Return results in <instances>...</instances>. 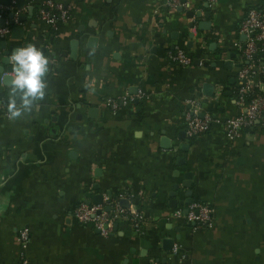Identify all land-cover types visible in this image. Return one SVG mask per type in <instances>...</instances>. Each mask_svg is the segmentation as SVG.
<instances>
[{
  "label": "crops",
  "instance_id": "1",
  "mask_svg": "<svg viewBox=\"0 0 264 264\" xmlns=\"http://www.w3.org/2000/svg\"><path fill=\"white\" fill-rule=\"evenodd\" d=\"M5 1L0 66L34 45L49 73L39 109L15 120L0 84V264H21L22 228L29 264H264V130L231 139L223 126L239 112V26L264 0H54L70 8L56 26L38 14L45 0ZM179 49L191 65L170 60ZM196 104L215 121L188 138ZM186 181L215 208L210 227L173 215ZM99 196L140 211L141 227L121 219L103 236L80 223L74 208Z\"/></svg>",
  "mask_w": 264,
  "mask_h": 264
},
{
  "label": "built area",
  "instance_id": "2",
  "mask_svg": "<svg viewBox=\"0 0 264 264\" xmlns=\"http://www.w3.org/2000/svg\"><path fill=\"white\" fill-rule=\"evenodd\" d=\"M212 3L214 0H208ZM15 2V0H14ZM183 5L181 0H169L171 8ZM9 7L0 3V17L7 13ZM11 8V7H10ZM41 19L56 26L60 21L70 19V8L54 0H45L38 9ZM239 32L245 39L238 42V55L242 62L237 67L236 84L233 90V101L239 112L224 120L223 126L229 138L234 139L244 131L264 130V3L249 8L245 18L239 26ZM174 63L182 66L191 65L192 57L183 49L169 54ZM125 102H132L134 98H125ZM107 104L116 111L119 103L108 99ZM196 104L192 114L185 117V133L188 138H195L209 132L215 119L206 114L201 117L197 114ZM1 111V106H0ZM74 217L82 224L97 229L103 236L114 231L115 224L126 219L135 228L139 229L143 223V215L138 210L122 207L118 200L106 196L102 203L81 202L73 210ZM215 208L208 202L193 200L185 208H177L173 212L175 217L183 219L195 227H210L213 223ZM18 241L22 249L21 264H29L24 251L30 241L29 230L22 228L18 233ZM152 264H167L155 260Z\"/></svg>",
  "mask_w": 264,
  "mask_h": 264
},
{
  "label": "clouds",
  "instance_id": "3",
  "mask_svg": "<svg viewBox=\"0 0 264 264\" xmlns=\"http://www.w3.org/2000/svg\"><path fill=\"white\" fill-rule=\"evenodd\" d=\"M9 60L12 72L0 74V84L11 80L7 113L10 120H15L26 113L30 114L34 107L39 109L37 102L46 95L49 60L34 45L15 49Z\"/></svg>",
  "mask_w": 264,
  "mask_h": 264
},
{
  "label": "water",
  "instance_id": "4",
  "mask_svg": "<svg viewBox=\"0 0 264 264\" xmlns=\"http://www.w3.org/2000/svg\"><path fill=\"white\" fill-rule=\"evenodd\" d=\"M5 3L9 4V0H6ZM179 9H182V8H179ZM193 14H194L193 11L188 13V15H190V16H192ZM207 15L208 14H206V16ZM19 20H21V18H19ZM3 21H4V19L0 20V22H2V23H3ZM11 23L13 24V21H11ZM2 25H4V24H2ZM18 30H20V29L17 28L16 31H18ZM20 32H22V31H20ZM9 54H10L9 52L5 53V58H3V60H2V66H0V74L5 73V72H7V73H11L12 72V65H11L10 60H9V57H10ZM229 63H231V62H227V64H229ZM4 65H6V68H5ZM10 81L11 80L8 79L5 82V84H8ZM190 175H188L186 177L188 178ZM183 185L186 186V187H189V188L191 187L190 181L183 182ZM187 195H188L187 199H185V201L181 202V204L190 203V202L193 201L191 188L187 191ZM101 199H102V197L99 196V198L95 200V203H101V201H102ZM122 205H128V202L126 200H122ZM166 241L170 242V246H168V249H172L173 240L172 239H166L165 242Z\"/></svg>",
  "mask_w": 264,
  "mask_h": 264
}]
</instances>
